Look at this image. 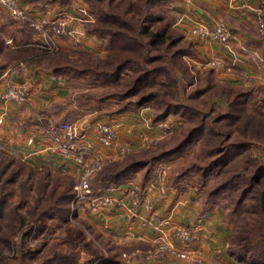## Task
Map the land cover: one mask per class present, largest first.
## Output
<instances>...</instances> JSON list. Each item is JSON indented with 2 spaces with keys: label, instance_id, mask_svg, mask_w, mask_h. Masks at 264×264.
<instances>
[{
  "label": "trees",
  "instance_id": "obj_1",
  "mask_svg": "<svg viewBox=\"0 0 264 264\" xmlns=\"http://www.w3.org/2000/svg\"><path fill=\"white\" fill-rule=\"evenodd\" d=\"M38 1L36 5L43 11L50 5L56 7L59 5L58 8L62 9L68 8L73 0ZM93 1L99 4L96 8H92L88 3L85 4V9L92 19L85 21L83 29L96 35L103 52L81 58V65L74 64L75 62L71 64L67 60L57 61L54 56L47 53L23 56L24 51L20 50L22 48L18 46L9 48L0 33V55L9 56L14 60L24 57L28 60L29 66L41 67L61 77L64 87L68 88L67 94L58 99L61 107L58 106L57 109L64 108L65 113L60 115L61 117L57 115L58 118L54 121H71L69 118L72 109L81 113L85 110L96 111L108 99L118 102L117 107L108 115L121 114L130 107L139 109L150 101H155L154 105L157 108L153 121H160L171 114L176 115L174 113L181 115L182 107L184 111L195 112L190 104L188 106L185 102L194 98L193 94L185 93V85L189 83L178 73L181 69L178 67L181 66L182 54L187 48L177 47L179 39L183 38V33L172 26L175 19L176 22L178 21L180 13L171 7L170 0H128V7L124 11L128 14H131V10L138 13L134 19L128 18V20L121 19V16L114 12L110 6L113 0ZM151 52L153 54L149 55ZM13 64L6 62L1 64L0 71L8 66L17 65ZM210 74L206 72L209 83ZM71 78H78L84 83L80 91H71ZM101 86L107 89L106 92L97 93L96 90ZM161 89L167 91V94L160 92ZM233 90H228L232 94L231 100H223L224 105L219 102H209L203 107L207 108L206 113L217 114L213 119L215 127L199 116L197 123L169 148L157 153H149L150 155H144L143 151L142 153L134 151L122 158L103 163L90 178V186L94 192H102L109 187H116L133 180L139 181L138 183L143 186L157 178L162 166L170 167L169 164L190 145L198 142L199 147L205 148V156L210 158L201 164L192 163L190 168H181V172L173 177L170 186L180 190L184 184L180 181L189 179L188 175L193 176L197 188L191 187V189L200 195L201 203L206 205L209 211L217 207L221 208L225 219H228L230 213L231 218L236 221L237 227L231 234L227 254L233 257L237 264H264V212L261 207L264 161L259 156L256 157L258 163L251 168V174L246 175L244 169H236L233 166L236 163L235 159L243 152L250 151L251 142L242 141L225 145L218 140L222 135L220 127L232 125L236 117L240 118L248 111L257 112L258 109H264V99L257 100L254 96L255 92L249 88L233 87ZM198 91L199 94L202 92ZM90 92L97 95H88ZM73 93L75 96H72ZM176 101L185 104L181 105ZM39 114L46 116L43 111L37 112L33 117L35 121ZM201 190L205 191L203 198ZM69 195L71 198L73 192L70 191ZM224 198L229 199L225 205L222 203ZM4 200L3 197L0 198V221L7 218L6 213L3 212L7 205ZM92 253L95 257L98 256L97 250H92ZM47 259L43 264H59L68 257L66 254L57 253ZM114 260L115 258L108 257L107 262L114 264ZM105 262L106 260L97 264H106Z\"/></svg>",
  "mask_w": 264,
  "mask_h": 264
},
{
  "label": "rangeland",
  "instance_id": "obj_2",
  "mask_svg": "<svg viewBox=\"0 0 264 264\" xmlns=\"http://www.w3.org/2000/svg\"><path fill=\"white\" fill-rule=\"evenodd\" d=\"M34 2L37 3L39 1L34 0ZM80 2L83 7L88 3L92 8H96L99 4L93 0H80ZM127 3L128 0H113L110 6L113 8L114 12L121 16V19H134L138 13L134 10L130 11L131 14L126 13L124 10L128 7ZM54 7L56 6H47L49 9ZM4 10H6L5 6L0 3V33L8 44L14 47H21L22 49L20 50L24 51L23 56L47 53L48 55L54 56L57 61L61 59L67 60L69 63L71 62V64L75 62L74 64L81 65V58L87 55L102 54L103 52L102 48L98 51L84 49L81 42L82 37L77 38L75 33L69 30H67L68 33L66 35H61L60 37L53 36L54 31L51 24L56 18H60V16L53 19L48 18L50 21L45 28L47 36H44L46 39V41H44L43 38L39 39L40 37H38L41 31L40 29L33 27V25L26 20L11 18L8 12L6 13ZM24 10L27 15L30 16L27 12L28 10ZM58 11L67 12L66 9L62 8H58ZM80 17L81 19L76 21L80 24H84L85 21H87L85 20V15L82 14ZM62 18L65 25L68 24V20L64 16H62ZM176 20L177 19H175V21L173 20L172 26L183 33V38L179 39L177 47L187 48V51L182 54L180 61L181 66L178 67L183 70L181 71V69H179L180 71H178V73L182 75V78H184V81L187 83L190 84L192 82L190 85H185V93L190 95L193 94L194 98L191 100L188 99L185 102L188 106L190 104L195 112L184 111L182 107L181 110L183 113H181V115L174 113L176 115L171 114L160 121H153V116L157 112V108L154 105L155 101H150L139 109L132 107L128 108L125 112L118 115L124 116L127 120L132 116H138L139 121L136 120L135 122L134 120L133 122H129V124H137L136 127L139 130L137 132L139 146L133 147L134 144L132 143L133 145L131 144L127 152L119 154L115 159L122 158L124 155L134 151L139 153L143 151V154L147 155L171 147L197 123L199 116L203 117L205 121L215 127V121L213 119L217 114H208L206 113L207 108L204 109L203 107L209 102H219L221 105H224L223 100H231L232 94H230L231 92H228V90H233V87L239 88V86L225 82L223 79H220V77H217L215 72L218 65H221V61L212 63L214 59L209 60L203 64L204 67L197 64V59L194 57L195 49L193 39L191 37L193 33L189 35L183 32V30L177 27ZM85 33L88 32L85 31ZM88 34L96 38V35H93L92 32ZM193 36H195V33ZM54 38H59L65 44L59 43ZM76 39H80V41H76ZM152 54L153 52L149 55ZM27 61L28 60L24 57L14 60L9 58V56L0 55V65L5 62L7 64L16 62L15 64H17V66L19 62H24L28 65ZM38 68L40 69L41 67ZM224 69L226 70L225 72H231L232 67L225 66ZM40 70L47 71L43 68ZM206 72L211 73L210 83L206 79ZM220 75L222 76V73H220ZM83 86L84 83L81 82V80H78V78H71V91L75 90L78 92ZM240 88L242 89L245 87ZM30 89L31 88H29V91ZM106 90L107 89L101 86L96 92L103 93L104 91L106 92ZM198 90L202 92L199 94ZM92 92L94 91L92 90ZM92 92L88 93V95H97ZM160 92H164L165 95L167 94V91H163L162 89ZM31 93L30 91V95ZM72 96H75V94L73 93ZM30 98L31 96H29L28 101ZM73 98L76 99L75 97ZM176 102H180L181 105L185 104V102L182 101ZM117 103L118 102L112 99H108L100 109L93 112L85 110V112L81 113L72 109L73 117L80 120L81 115L89 116L92 114H101L113 118L117 115H113V113H111V115L108 114L117 107ZM211 105L213 106V104H210V106ZM178 110H180V108ZM198 111L200 114H198ZM140 113L142 115H140ZM242 114H244V112ZM255 117L259 118L256 119ZM236 118L237 119L231 123L232 125L220 127L222 135L218 137V140H221V143L225 145L242 141L251 142L252 146L249 147L250 151L247 153L243 152L235 159L236 163L233 166L236 169H244V173L248 175L251 174V168H254L258 163L256 157L259 156L264 161V109H258L257 112L248 111L240 118ZM155 127L159 128L157 134L147 132V128L151 129ZM205 154L206 150L204 147H199L198 142L193 143L186 151L180 154L177 159L169 164L170 167L162 166L158 171L157 177L165 184V189L166 187L172 188L170 182L173 181V177H175L176 174L178 175L181 172V168H190L192 163L196 165L203 163L204 160L210 158L206 157ZM43 168L41 169V167L33 166L27 159L19 157L6 148L0 147V198L3 197L7 204L3 211L6 213L7 218L0 221L2 229V231H0V264H43L48 260L47 258L53 257L57 253L66 254L68 257L66 261H60L59 264H97L105 260V263L108 264V257H111V259L115 258L116 261H113L114 264H124V253H128L136 248L146 250L153 247L126 241L123 238L111 237L105 231L104 227L92 225L90 219L84 214L78 215L73 211V195L71 198L69 197L70 191L73 192L74 185L78 181V175L70 172L61 173ZM187 177L189 179L180 181L184 182V184L179 192L188 191L191 187L197 188L194 177L189 175ZM132 182L141 188L140 183H138L139 181L133 180ZM201 194L203 198L205 191L201 190ZM228 201L229 199L224 198L222 202L224 203L223 205L227 204ZM202 207H206L204 211L208 213V216H210L213 211L218 213L221 217V221L228 226L227 229H230L227 244H224L222 249L224 253L227 254L231 234L237 227L236 221L231 218L230 213L228 215L229 217H227L228 219H225L221 208L217 207L209 211L206 205L202 204ZM84 211L87 212L86 210ZM152 211L153 209L151 212ZM195 212L196 211H194V213ZM193 222L194 219L190 223L184 225H194ZM202 224H204V222ZM180 227L182 226L179 225L175 227L174 230ZM199 230L200 228L198 226L196 240L191 245L192 247H190L194 251L193 254H189L186 258L181 260H184V264L185 262H192V264H220L218 260L213 259L217 257L216 254L219 252V249L215 247L207 257V260L201 258V255L204 253V248L200 247ZM210 233L208 234V240H210L211 237H215L212 231H210ZM168 242L177 248L181 246V244L177 243L175 237L172 240H168ZM92 250H97V257L94 256L95 254L92 253ZM228 256L232 264H237L233 257L230 255ZM177 261V258L173 256L171 252L167 251L162 257H155L151 261L141 262H145L144 264H176ZM231 263L226 261L224 264ZM125 264L130 263L125 262Z\"/></svg>",
  "mask_w": 264,
  "mask_h": 264
},
{
  "label": "crops",
  "instance_id": "obj_3",
  "mask_svg": "<svg viewBox=\"0 0 264 264\" xmlns=\"http://www.w3.org/2000/svg\"><path fill=\"white\" fill-rule=\"evenodd\" d=\"M36 4L38 3L31 0H19V5L28 10L32 19L38 21L41 18L53 19L64 16L68 20L67 29L74 32L76 36L82 37L81 42L84 49L91 51L101 49L100 41L85 33L83 24L76 21L81 19L80 10L85 9L80 0H73L70 6L65 8L67 12L58 11V7L46 8L42 11ZM170 4L180 13L176 23L177 27L186 34L191 35L190 30L197 26H211L218 21L231 29L232 36L226 45L217 43L209 36L196 33L195 36H193L194 33L191 35L197 64L204 67L203 64L209 60L218 59L222 63L216 69L217 77L235 86L252 89L256 99L263 100L264 35L258 32L256 22L259 17L264 18V0H170ZM4 11L7 13L6 10ZM39 34V39L43 38L46 41L41 31ZM56 40L65 44L59 38ZM6 44L9 48H14L7 42ZM225 66L232 67L231 72H225ZM20 81H25L27 87L31 88L30 100L18 104L14 100L5 99L3 93L6 88ZM67 92L68 88L64 87L61 77L49 71L40 70L38 67L27 65L26 69H21L16 65L1 70L0 147L27 159L33 166L78 175L80 166L72 158L59 156L51 150L50 138L37 130L38 116L37 122L33 118L37 112L42 111L46 114L43 116L46 119L54 120L58 118L57 115H64V108L57 109L58 106L61 107L58 99L65 96ZM69 120L77 121L83 126L87 143L91 149L99 153L104 163L117 158L121 146L130 147L132 143L133 147L139 146L137 124H129L134 120L139 121L138 116H132L127 120L122 115L110 118L92 114L81 115L79 120L73 117L72 112ZM97 121H106L113 125L116 131L114 145L102 146L97 142V133L94 128ZM147 129V132L151 134H157L159 131L156 127ZM87 157L88 162L95 159L93 154H88ZM158 182H160L159 177L141 186V203L134 212L129 210L131 205L129 186L134 182L128 181L114 187L111 191L117 202L114 205L105 207L96 213L85 212V208L80 207L76 213L87 216L92 225L104 227L108 235L114 238H123L126 241L150 246L160 240H172L175 227L190 223L197 213L205 210L206 207H202L200 196L193 189L179 192L178 189L166 187L165 191L161 192L157 187ZM154 198H156L155 209L153 208L152 212L146 210L144 204ZM227 227L221 221L220 215L214 211L204 221V224L199 225V243H201L200 247L204 248L202 259L207 260L215 247L219 249V252L213 259L218 260L220 264L226 261L232 262L222 250L229 238L230 229ZM210 231L215 237L208 240ZM193 252L189 249V253L193 254ZM177 260L176 264H184V260L178 258ZM129 263L144 264L145 262L133 259ZM185 264H192V262H185Z\"/></svg>",
  "mask_w": 264,
  "mask_h": 264
},
{
  "label": "built area",
  "instance_id": "obj_4",
  "mask_svg": "<svg viewBox=\"0 0 264 264\" xmlns=\"http://www.w3.org/2000/svg\"><path fill=\"white\" fill-rule=\"evenodd\" d=\"M0 3L5 6L11 18L19 20L26 19L31 25H33V27L40 29L43 36H47L45 28L50 21L48 18H41L38 21L32 19L19 5V0H0ZM80 11L85 15V20L92 19V16L86 11V9H81ZM62 19V17L56 18L51 24L54 31L53 36L55 37H60L61 35H66L68 33L67 24L65 25L64 20ZM256 23L258 32L261 35H264V18L259 17ZM191 32L201 36H209L222 45L228 44L232 36L231 29L221 21H218L211 26H197L193 28ZM76 37L78 38V36ZM54 39L56 40V38ZM76 40L78 41V39ZM218 62V59L212 61V63ZM18 66L21 69L27 68V65L24 62H19ZM29 96V88L23 81L8 86L3 93L5 99L14 100L18 104L27 102ZM44 119L46 118L38 116L39 126L37 127V130L42 135L50 138L51 150L59 156L72 158L80 166L78 181L73 188V211L77 212L78 208L83 207L87 212L96 213L105 207H110L117 203L116 198L111 193L114 187H109L102 192H94L90 186V178L101 167L104 161L99 153L96 150L91 149L87 143L86 131L83 126L74 120L55 122L52 119L47 118L46 121H44ZM94 128L97 133V142L100 145L112 146L115 144L116 131L113 125L103 121H97L94 124ZM129 149V146H121L119 153L124 154ZM88 154H93L95 159L88 162ZM157 187L159 191H165V184H163V182H158ZM129 196L131 198L129 210L134 212L141 203L140 186L131 183L129 186ZM155 201L156 198L146 202L144 204L145 209L151 211L154 207ZM208 217V213L202 210L198 212L194 218V225H184L173 231L177 243L181 244L180 247L177 248L167 240H160L149 249L142 250L136 248L128 253H124V264L125 262L129 263V261L133 259L148 262L155 257L164 256L167 251L171 252L173 256L178 259L186 258L191 254L189 253V249H191V245L196 240L197 227Z\"/></svg>",
  "mask_w": 264,
  "mask_h": 264
},
{
  "label": "water",
  "instance_id": "obj_5",
  "mask_svg": "<svg viewBox=\"0 0 264 264\" xmlns=\"http://www.w3.org/2000/svg\"><path fill=\"white\" fill-rule=\"evenodd\" d=\"M261 207L264 212V189L262 190V193H261Z\"/></svg>",
  "mask_w": 264,
  "mask_h": 264
}]
</instances>
